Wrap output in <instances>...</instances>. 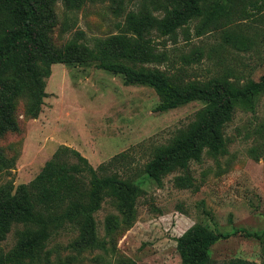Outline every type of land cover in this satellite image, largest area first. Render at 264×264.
Listing matches in <instances>:
<instances>
[{
	"label": "rangeland",
	"instance_id": "obj_1",
	"mask_svg": "<svg viewBox=\"0 0 264 264\" xmlns=\"http://www.w3.org/2000/svg\"><path fill=\"white\" fill-rule=\"evenodd\" d=\"M234 1V9L227 10L228 2L208 0L205 15L180 28L175 37L153 31L148 45L152 58L130 62L178 73L185 81L224 74L260 80L264 0ZM168 3L87 0L81 9L71 11L59 1L51 39L56 47L72 37L93 45L98 38L119 33L129 12L163 17ZM45 89L47 97L37 116L26 97L15 100L18 128L0 134V185L29 183L66 145L97 169L116 154L126 153L109 172L135 176L144 189L131 225L109 230L111 218L122 217L109 199L95 214L106 249L78 253L70 247L77 234L64 230L48 243L50 264H181L177 239L196 224L222 235L209 251L214 264L235 257L264 264V93L254 108L237 105L226 127L223 152L206 149L189 171H175L159 185L144 173L153 148L168 142L206 102L157 111L160 97L152 86L128 84L122 74L99 68L96 62L54 63ZM186 174L193 187L178 185L177 177ZM21 229V224H14L0 248L12 249ZM246 233L262 234L263 239Z\"/></svg>",
	"mask_w": 264,
	"mask_h": 264
},
{
	"label": "trees",
	"instance_id": "obj_2",
	"mask_svg": "<svg viewBox=\"0 0 264 264\" xmlns=\"http://www.w3.org/2000/svg\"><path fill=\"white\" fill-rule=\"evenodd\" d=\"M59 1L73 11L87 0H0V134L18 128L14 117L18 97L28 99L32 114H40L54 63L96 62L99 68L122 74L128 84L152 86L160 97L157 111L196 100L206 102L168 142L153 148L144 173L162 185L167 175L189 171L191 162L201 161L206 149L212 154L223 152L226 127L237 105L254 108L264 93V76L258 81L232 74L185 81L178 73L131 63L152 58L148 45L153 31L175 37L180 28L205 15L208 0H169L170 8L163 17L129 12L117 34L98 38L93 45L72 37L56 47L51 32L57 24L55 5ZM223 1L228 2L227 10L234 9V0ZM125 156L124 152L116 154L97 169L80 151L63 145L29 183L0 185V241L14 224L22 225L16 245L8 251L0 248V264H50L49 241L68 229L77 234L70 247L78 253L106 249L95 214L109 199L122 214L121 219L111 218L109 230L131 225L137 217V199L144 191L135 176L109 172ZM177 183L194 186L188 174L178 176ZM246 235L263 239L262 234ZM221 237L199 224L190 227L177 239L181 264H214L209 251ZM221 264L260 263L235 257Z\"/></svg>",
	"mask_w": 264,
	"mask_h": 264
}]
</instances>
